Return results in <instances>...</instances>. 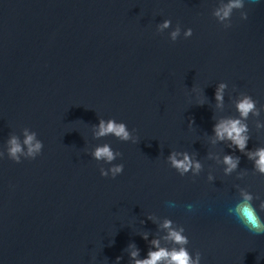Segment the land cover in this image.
Segmentation results:
<instances>
[{
  "label": "water",
  "instance_id": "obj_1",
  "mask_svg": "<svg viewBox=\"0 0 264 264\" xmlns=\"http://www.w3.org/2000/svg\"><path fill=\"white\" fill-rule=\"evenodd\" d=\"M219 2L0 0V264H117L120 256L129 264L128 245L146 258L149 241L165 234V217L185 228L201 264H264V234L228 212L240 199L237 186L264 200V175L238 149L231 175L208 159L234 151L210 137L214 116L239 115L241 92L261 108L247 121L248 149L264 146V128L255 126L264 121V0H245L229 28L213 15ZM165 19L172 26L160 33ZM220 82L228 84L223 109ZM193 87L208 98L204 105ZM100 118L125 122L138 141L94 138ZM25 127L44 147L17 163L6 142L12 133L23 138ZM104 143L123 153L112 162L124 164L116 178L102 176L111 165L90 155ZM172 150L195 154L202 172L181 176L167 161ZM253 204L264 218L260 200Z\"/></svg>",
  "mask_w": 264,
  "mask_h": 264
},
{
  "label": "clouds",
  "instance_id": "obj_2",
  "mask_svg": "<svg viewBox=\"0 0 264 264\" xmlns=\"http://www.w3.org/2000/svg\"><path fill=\"white\" fill-rule=\"evenodd\" d=\"M245 0H220L219 6L213 10V15L225 28L231 27V17L234 10L244 9ZM242 19H247L248 13L241 11ZM171 19H165L163 22L157 24V31L163 33L165 30L171 28ZM182 32V28L178 23L176 27L170 32V39L176 41ZM185 38L193 35V29L187 28L183 31ZM228 88L226 82H220L215 91L216 107L223 109L225 101V89ZM193 92L199 94L201 90L193 87ZM208 98L206 96H200L199 105H204ZM235 107L239 113L238 116H223L216 119L213 125V134L210 137L211 143L216 144L218 142H227L228 147L234 151L231 154L225 153L222 160L218 156H214L212 152H209L208 159H216L218 164L224 165L225 175H231L239 168L240 156L235 155V150L238 149L241 153H244L249 160L254 163V170L264 175V146L256 147L254 149H248V143L251 139L248 118L251 115L260 117L261 108L257 107L258 102L249 94L241 92L239 97L235 98ZM190 125H194V120L189 122ZM257 129L264 128V121L257 119L255 121ZM92 132L94 138H102L108 135H114L121 141H132L136 143L138 136L134 135L135 130H130L125 122H118L115 118L104 119L100 118L99 123L92 125ZM22 136L12 133L7 139V155L8 158L15 162H21L23 158L35 159L42 153L44 144L43 141L38 138L36 131L31 130L28 127L23 128ZM5 155L4 151H0V158ZM90 155L97 161H104L106 164H110L111 167H101L100 173L104 177L111 175L112 178H116L124 171V164H113L118 157H121L123 153L116 151L108 143L97 145L91 150ZM167 161L170 166L176 169L181 176L191 172L193 177L199 175L204 164L193 153L189 151L172 150L170 155L167 156ZM246 171L238 172V178H243L246 175ZM208 180L214 181L215 176L212 172L208 174ZM240 199L237 203L228 209L229 214L235 216L250 232L254 234H264V218H261L256 206L253 204L254 200H260L259 209L264 211V200H261L258 195L253 194L246 188L239 187ZM170 206H174L171 205ZM192 205L188 206L189 210H192ZM148 219L157 221V217L152 214L148 216ZM159 228L164 231L163 236H158L149 241L151 247L148 250L146 258H141V250L135 243L128 245L127 251H129L130 259L129 264H201L202 253L196 251L195 256L190 252L187 245L189 244V237L185 234V228L182 225H177L172 219L165 217L162 223H159ZM143 238L148 240L149 233L143 232ZM161 241L167 243L162 244ZM171 245L169 247L168 245ZM123 257H117V264Z\"/></svg>",
  "mask_w": 264,
  "mask_h": 264
}]
</instances>
